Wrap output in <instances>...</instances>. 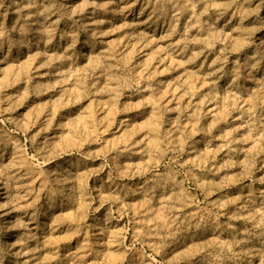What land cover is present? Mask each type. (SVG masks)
Here are the masks:
<instances>
[{
    "label": "rangeland",
    "instance_id": "obj_1",
    "mask_svg": "<svg viewBox=\"0 0 264 264\" xmlns=\"http://www.w3.org/2000/svg\"><path fill=\"white\" fill-rule=\"evenodd\" d=\"M0 264H264V0H0Z\"/></svg>",
    "mask_w": 264,
    "mask_h": 264
}]
</instances>
